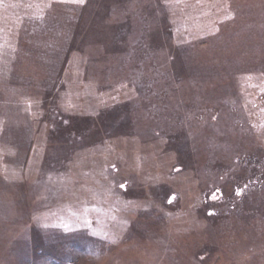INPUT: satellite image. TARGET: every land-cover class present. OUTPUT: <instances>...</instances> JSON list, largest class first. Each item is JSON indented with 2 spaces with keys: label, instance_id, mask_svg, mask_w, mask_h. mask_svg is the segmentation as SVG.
<instances>
[{
  "label": "rangeland",
  "instance_id": "rangeland-1",
  "mask_svg": "<svg viewBox=\"0 0 264 264\" xmlns=\"http://www.w3.org/2000/svg\"><path fill=\"white\" fill-rule=\"evenodd\" d=\"M0 264H264V0H0Z\"/></svg>",
  "mask_w": 264,
  "mask_h": 264
},
{
  "label": "snow or ice",
  "instance_id": "snow-or-ice-1",
  "mask_svg": "<svg viewBox=\"0 0 264 264\" xmlns=\"http://www.w3.org/2000/svg\"><path fill=\"white\" fill-rule=\"evenodd\" d=\"M73 2L83 3V0H73Z\"/></svg>",
  "mask_w": 264,
  "mask_h": 264
}]
</instances>
